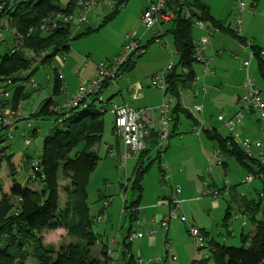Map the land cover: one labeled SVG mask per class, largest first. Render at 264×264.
I'll return each mask as SVG.
<instances>
[{"label":"rangeland","instance_id":"1","mask_svg":"<svg viewBox=\"0 0 264 264\" xmlns=\"http://www.w3.org/2000/svg\"><path fill=\"white\" fill-rule=\"evenodd\" d=\"M69 0H59L62 7H65ZM193 2L194 0H187ZM206 4L209 8V13L213 18L220 22L223 28L229 27L230 23H233L237 14L241 11L242 14L250 10V4L254 0H196ZM145 0H126L122 5H119L117 13L113 15V18L104 22V16H106L113 6H106L98 4V6L90 11L86 18L88 20L86 27H90L92 32L72 40L69 50L61 56L67 57V62L60 63L57 58H52L45 63L34 62L31 64L30 73H33L29 80L32 83L38 85L37 90H32L31 96L21 102L20 111L22 120H17L14 131L12 132V138L7 142L9 145L8 153L13 154L14 170L16 171L15 179L23 183L25 181L26 172L23 171L22 164L24 163V157L29 156L33 161L37 160L38 155L41 152L43 139L46 134L52 133L53 128L63 129V125L53 124L52 119H32L30 116L38 110V106L53 95V82L55 73L58 71L65 80L62 83V92L57 98L63 100L73 94L74 90L84 84L88 83L97 74L98 66L105 64L109 61H114L119 53L122 51L124 43L128 37H134L139 41L143 52L141 57L137 55L133 58V67L127 71H124L128 75V82L133 85H139V94L130 96L127 91H122L125 99H122V95L115 93L111 101H107L110 96V92L115 91L116 87H106L103 91V108L105 113L102 118L104 121V129L101 135V142L96 146L97 155L99 160L94 167L95 169L89 175L87 185V203L90 216L101 218V222H96L93 225V231L99 236L98 242L91 248L90 255L96 259H99V254L103 247H106L108 254L111 252L110 264H125L122 254V242L124 237L127 236V229L131 226L132 232L139 233V238H133L130 241L131 255H141L146 261L150 259H163L165 252L168 259L171 260V256H175L176 262L168 264H188L191 261H201L207 259L208 263L213 264V259L210 258V252L208 249H199L198 245L192 240V237L188 233V226L192 223L201 233L206 231L209 237L216 242L229 247H239L241 245V234H248L253 229L251 219L248 218L245 227H242L240 220H234V216L242 210L241 196L245 193L244 198L248 201L250 207L256 210V217L258 220L264 219V198L259 196L262 191L263 182L260 178H254L251 183H245L244 180L247 177V172L240 166L233 158L226 159L227 169L217 165L215 159L211 158V153L214 147V143L205 138L203 132L200 133V140L196 135L192 134V127L194 120L187 119L184 115H179L178 130L184 135L182 145H177V148H173L169 153L172 155L173 163H189L190 169L184 168L183 174L172 175L169 172L167 182H160L161 178L156 162H151L148 171L141 177L142 197L140 201L141 206H149L151 202H157L158 197H162L157 194H171L173 189L182 188L188 192H193V199L189 201H182L181 212L187 219V223H181L177 220L171 221L166 230L160 228V225L153 223L150 225V219L152 214H158L160 209H153L150 211H144L140 214L139 218L145 219L146 225L144 228L136 225L135 222H130L126 212L123 210V198L124 192L119 185L129 187V183L133 178V165L137 160L117 161L116 155L111 157L107 155V146L115 145V133L113 136V116L111 115L110 106L123 105L127 102L133 108L154 106L158 107L163 100H168L169 96L162 98L163 91L159 88L149 87L152 77H154L159 71L165 69L170 59L174 63H177L178 57L175 55L173 39L171 35L165 34L167 27L157 26L147 30L144 28L142 22L143 10L147 3ZM263 15V16H262ZM243 17V23H241V30L239 37H243L247 40L246 45H242L239 40L232 36V38L226 37L220 33L207 31V25L201 29L198 26L193 25L192 38L196 43H204L208 49L207 55L212 59L210 63V69L215 72L202 73L201 67L197 66L196 75L201 78L196 83L197 88L205 89V99L202 100V96L198 100V104L205 103L206 110L203 113L210 127L215 128L219 132L221 130L224 134L229 132L222 128L221 123L218 121L219 111L224 110L223 113L233 115L236 110L235 100L236 96L243 97L245 95L244 85L247 79H252L253 85L260 88L264 93V77L258 73L257 59L253 58L249 48V44L252 42L259 46V49L264 51V0H260V4L257 10V18L255 21H251L245 24V18ZM83 29V28H82ZM81 30V29H80ZM71 33V38L77 33ZM85 30V29H84ZM160 30V31H159ZM8 31H3L1 35H4V43H1L2 47L0 52L3 51V47L10 45V34ZM160 34L162 36H160ZM212 34H214L212 36ZM160 36V45L155 43L154 38ZM151 39V40H150ZM8 43H7V42ZM167 44H166V43ZM209 43V44H208ZM146 47V48H145ZM169 50L174 54L170 56ZM221 50V56L215 57L216 51ZM60 56V57H61ZM244 61H250V67L248 69V77L245 71L238 67L239 63ZM243 64V63H242ZM34 71V72H33ZM124 80L120 81V87L123 85ZM127 82V83H128ZM220 84V87H218ZM125 87V85H123ZM122 88V87H121ZM124 89V88H122ZM75 91V92H76ZM117 92V91H116ZM132 97V99H131ZM64 101V100H63ZM107 101V102H106ZM62 102V101H61ZM60 102V103H61ZM180 104L188 111L193 112L194 99L191 93V89L184 90L180 93ZM104 103V104H103ZM172 105L176 104L175 98L170 102ZM212 104V106H211ZM99 103H96V107H101ZM195 105V106H196ZM128 106V105H127ZM215 106V108H214ZM209 108V110L207 109ZM246 113H244V116ZM202 120L203 117H201ZM197 117V119H201ZM256 115H246L241 125L236 127V138L240 141H251L253 145L257 140L262 139L259 127L255 124ZM19 123V124H18ZM258 128V129H257ZM35 130V135L29 138V132ZM29 138V140H27ZM202 143V146H201ZM121 145V144H120ZM116 150V147H114ZM121 151L125 152L124 147L121 146ZM254 153L258 151L253 149ZM115 152V151H114ZM155 156V155H154ZM201 157V158H200ZM204 164L202 169L199 168L201 161ZM121 160V159H120ZM167 160V158H166ZM169 165V160H167ZM212 163L211 173L209 171V163ZM148 162L144 163V167ZM199 165V166H198ZM123 166V167H122ZM170 166V165H169ZM198 166V167H197ZM195 167H197L195 169ZM12 169V173L14 171ZM206 170V172H205ZM5 165L2 164L0 169V184L5 185V189L8 190L10 183L12 182L10 175L7 172ZM208 171V172H207ZM167 174V172H166ZM202 174V178L198 177ZM25 176V177H24ZM213 181L216 184L213 186ZM65 182L60 181V188ZM207 184V187L205 185ZM158 185L162 186L163 190H158ZM231 188L230 195L223 194L225 188ZM220 192L218 201L219 205L217 209H213L212 200L203 198L204 201L196 202L197 198L203 195L204 190H217ZM130 190V188H129ZM127 191L124 195L126 200L131 198V192ZM61 192V191H60ZM233 193V194H232ZM61 205L65 201L66 195L63 192L60 194ZM170 196V195H169ZM104 198L106 201L109 199L108 207L103 209ZM180 200V199H179ZM192 200V201H191ZM14 203V200L11 201ZM153 203V204H154ZM139 205V206H140ZM230 206V217L226 220L224 226L223 217L226 208ZM61 207V206H60ZM103 211L101 212V210ZM144 223V224H145ZM147 228V229H146ZM153 231V235L149 236L146 231ZM146 233V234H145ZM41 237L43 246H53L56 251L59 249L61 252L75 243V239L71 238L67 231L61 227L45 228L41 230ZM156 239L155 243L149 245L148 240ZM167 240V244H166ZM128 243V239L126 241ZM205 244V242H204ZM138 253V254H137ZM107 254V255H108ZM130 253H127V258ZM133 256V257H134ZM135 258V257H134ZM68 260V259H67ZM143 260V261H144ZM35 260L27 258L23 264H35ZM162 263V262H161ZM146 264V263H145Z\"/></svg>","mask_w":264,"mask_h":264},{"label":"trees","instance_id":"2","mask_svg":"<svg viewBox=\"0 0 264 264\" xmlns=\"http://www.w3.org/2000/svg\"><path fill=\"white\" fill-rule=\"evenodd\" d=\"M125 1L117 0L111 11L104 16V22L113 18L119 5ZM173 1L177 4L178 11L174 13L173 21L160 27H167L165 34L171 35L174 52L178 57L177 63H174L171 71L165 76L167 87L164 92V98L169 96L168 102L171 108L169 115L177 126L179 115L194 120L179 102L182 91L194 88L192 84L196 75V65L201 67L192 57L196 44L192 38L193 25L195 22H202L210 30L225 33L230 37L235 34L229 27L223 28L221 23L211 16L205 4L196 0L193 2ZM74 4L75 0H69L64 5L65 7L61 6L59 0H0V37L2 38L0 48L1 43L5 42L4 35L2 36L1 33L8 31L10 34V45L3 47V51L0 52V120L6 110L12 112L20 110L21 102L31 96L30 91L33 89H27L25 84L33 74L29 71L31 64L36 63L37 56L44 54L39 63L48 62L55 56L66 53L72 40L92 32L90 27L83 26V29L79 28L80 32L71 38V33L77 30L72 31L69 25L63 23L62 18L75 14ZM185 11L189 14V19H186L183 14ZM48 21L54 22L56 28L51 31H42L41 25L46 26ZM235 37L240 43H247L244 38ZM18 39L20 40L19 48L16 46ZM248 49L253 58L258 61V73L264 77V58L260 55L262 50L254 44H249ZM137 57H141V54ZM133 64L132 58L123 70L132 68ZM7 81H10L9 85L5 84ZM52 82V95L55 97L62 92V84L57 78V71ZM105 86L107 85H104L102 89ZM5 93L8 97H4ZM100 95V92L92 95L77 105L78 107L66 113L55 111L57 104L53 98L46 99L41 106H38V110L30 118L52 119L54 125H63V129L57 130L54 127L52 133L46 134L36 161L29 156L23 158L22 168L26 172L23 183L15 179L13 154L7 152L9 149L7 142L12 138L14 129L8 131L3 122H0V169L4 164L12 180L8 190L5 189L3 183L0 184V264H23L27 258L34 259L35 264L111 263V252L108 254L106 247L101 249L99 259L90 255L91 248L99 239L98 234L93 231V225L101 220L97 221V218L90 216L86 194L87 180L99 160L94 148L101 142L102 129H104L102 116L105 110L101 104L103 101ZM173 98L176 102L174 105L170 103ZM96 103L102 106L96 107ZM34 132L35 130L29 132V138L35 135ZM204 134L210 141L215 142L221 158H233L246 169L247 176L260 178L264 186V164L257 159L249 158L239 144H236L232 138H222L216 129L204 130ZM10 135L11 138H9ZM149 135L151 144H153L152 149L140 153L129 187L121 185L122 192L127 193L129 188L131 192L130 200L125 199V204H123V210L130 222L137 220V210L142 197L141 177L149 167L140 166L142 157L150 152L154 153L155 159L153 160H156L159 166L163 154L154 151L158 142L156 141L157 134L154 133L151 136L152 133H149ZM221 163L225 166L223 161ZM158 168L160 182H165L167 179H162L167 175V171L162 170L161 166ZM60 181L65 182L62 189ZM60 191L66 195L63 206L60 201ZM12 200L14 203H11ZM247 206L250 209V206ZM229 209L228 207L225 212L223 219L225 223L230 217ZM256 210L243 211L247 220L251 219L253 229L248 234H241L239 247L219 244L214 239L208 238V235L202 231L205 244L199 249H208L213 264H264V219L258 220ZM53 227L65 229L76 242L62 252L59 249L56 251L53 246H43L41 230ZM131 228L130 226L127 229V236L121 241V255L126 264H135L136 260L130 255V241L133 239L132 234L135 233ZM127 253H130L128 258ZM208 261L202 259L199 262L192 261L188 264H206Z\"/></svg>","mask_w":264,"mask_h":264},{"label":"built area","instance_id":"3","mask_svg":"<svg viewBox=\"0 0 264 264\" xmlns=\"http://www.w3.org/2000/svg\"><path fill=\"white\" fill-rule=\"evenodd\" d=\"M117 0H75V8L76 12L75 14L67 15L64 18H62L63 23L69 25L71 27L72 31H76L79 28H82L83 26L87 25L88 20L86 18L87 14L95 9L98 4H103L106 6H114V3ZM147 3L146 7L143 10L142 15V22L144 24V28L147 30L152 29V27L157 26L160 28L161 25H166L173 21L174 18V11L171 10L168 6V0H145ZM173 1V0H172ZM174 2V1H173ZM67 4V3H66ZM177 5V4H176ZM186 17V19H189V14L185 11L183 13ZM243 19V14L240 11L233 23H230L229 28L230 30L235 34V36L240 35L241 30V23ZM195 26H198L199 28L203 29L204 25L202 22H195ZM56 28V24L52 21H48L47 25H41L40 29L42 31H51L52 29ZM207 31L210 33L212 30L207 28ZM13 33V32H12ZM14 34V33H13ZM2 38L0 37V40ZM126 42L124 43V46L122 48V51L119 53V56L114 61H109L105 64H102L97 68V74L96 76L91 79L88 83L84 84L83 86L79 87L75 93H73V96L66 99L63 103L57 104L55 111H60L63 113H66L70 111L71 109H74L78 107L81 102L84 100H87L92 95H95L100 92L102 87L104 85H115L116 82L120 78L123 67L136 55L142 54L143 52L142 48L140 47L139 41L135 40L134 37H128ZM20 40H17V45L19 48ZM17 48V49H18ZM207 49V46L204 43H196L194 50H193V59L196 61L197 64L201 65L202 73H207L209 70L210 60L206 55L205 51ZM170 56H172L174 53L169 50L168 51ZM260 55L262 58H264V51L260 52ZM44 54H40V56L36 57V62H41L43 59ZM60 63H64L67 59V57L64 56H55ZM264 60V59H263ZM244 66H247L248 63L244 62ZM174 66V62L172 59H170L169 63L165 67V69L158 72L154 77H152L151 80V87L153 88H159L165 92V89L167 87L166 84V75ZM57 78L59 81H62V75L57 71ZM201 78L199 76H195V79L193 81L192 86L194 87L193 90V96H197L200 92H204L205 89L201 88L197 90L196 83L200 81ZM10 81H7V85H9ZM252 81L248 78L245 87V95L241 98H239V102L244 107L251 109L252 111H255L258 116L259 124L262 127L263 130V138L260 141H256L253 145L248 141H240L233 135L232 139L235 141L236 144L240 145V148L243 149L244 153L249 157L254 159H257V161H260L262 164H264V93L258 88H255L252 86ZM25 87L27 89H38V86L35 83H32L30 80H28L25 84ZM135 89L134 87L132 88ZM133 96V95H132ZM4 97H8V94L5 93ZM101 98V97H100ZM162 104L159 106V129L156 131L157 144L155 146V152H163L165 149V146L168 144L170 137H171V130L170 123L173 121L170 114V105L168 100L161 102ZM111 113L113 114V131L115 135L121 140L124 148H125V154L122 155V159H125L127 156H139L141 152H144L146 150V141L149 137L150 129L153 125V116L154 113L153 108H143V109H133L127 105H112L111 106ZM203 111V106L201 104L196 105L193 109V112H190L192 117L194 118L195 124L192 127V132L199 136L201 132L204 130L210 129V127L206 126L202 120L197 119V117L201 118V113ZM21 111H10L6 110L3 114L2 120L0 122H3V124L7 127L8 131H12L14 127L16 126L17 120L21 118ZM11 138V135L10 137ZM29 140V138H27ZM253 149L257 150V153H254ZM213 157L216 160V163L218 165H222L221 161V153L219 150H214ZM162 167V170L167 171L166 165L160 164ZM166 180V176L163 177L162 180ZM253 176H247L246 180L251 181L253 180ZM126 189V187H125ZM209 196L214 199L218 200L220 192L217 190H207L206 191ZM224 192H229L225 190ZM223 192V194H224ZM181 191L179 188L173 189L170 197H168V200L165 201L169 205V211L166 215L162 217L160 220V228L163 230H167L169 227V223L172 220H177L181 223H187V219L184 215L181 214V207L182 202L178 199V196L180 195ZM126 191H124L122 195L123 198V204H125V195ZM260 196H263L261 194ZM107 202H105L102 206H106ZM122 204V205H123ZM124 206V205H123ZM239 213L234 216L235 220L241 221V226L245 227V224L247 223V217L244 214V212L238 211ZM101 218L97 217V221H100ZM96 221V220H95ZM188 233L192 237V240L195 241V243L198 245L199 248L204 247L205 240L203 239V236L201 232L196 228L193 227V225L188 226ZM149 236L152 235V232L147 233ZM132 237H139V234L133 233ZM166 253V252H165ZM165 256H168L167 253ZM173 260H175V257H172ZM163 259H155L153 260V264H163ZM162 262V263H161ZM135 264H144V261L141 259H136Z\"/></svg>","mask_w":264,"mask_h":264},{"label":"crops","instance_id":"4","mask_svg":"<svg viewBox=\"0 0 264 264\" xmlns=\"http://www.w3.org/2000/svg\"><path fill=\"white\" fill-rule=\"evenodd\" d=\"M187 1V0H186ZM190 2V1H189ZM202 3V2H201ZM204 4V3H203ZM259 4H260V0H254V2L252 3V4H250V10L246 13V15H245V17H244V15H243V17L245 18V24H248V23H250L251 21H255L256 20V18H257V10H258V7H259ZM206 5V4H205ZM207 6V5H206ZM208 7V6H207ZM209 9V8H208ZM212 16V15H211ZM263 16V15H262ZM213 17V16H212ZM242 23H243V19H242ZM160 31V30H159ZM212 32H214V34L215 33H220V32H217V31H214V30H212ZM214 34H212V36L214 35ZM221 34H223V35H226L225 33H221ZM160 36H162L161 34H160ZM160 36H157V37H155L154 38V40H155V43H157V44H159V46L161 47V45H160V43H161V41L159 40L160 38ZM226 37H228V38H232L233 39V37H230L229 35H226ZM243 38V37H242ZM151 40V39H150ZM246 42H247V40L246 39H244ZM166 43V42H165ZM167 44V43H166ZM209 44V43H208ZM252 44H254L255 45V43L254 42H252ZM242 45H246V44H242ZM257 46V45H256ZM141 47V46H140ZM142 48V47H141ZM257 48H259V46H257ZM207 49H208V47H207ZM144 50V49H143ZM205 51H207V50H205ZM142 55V54H141ZM206 55H207V52H206ZM217 56H221V50H218V51H216V54H215V57H217ZM207 57L209 58V60H210V62L212 61V59H210V57L207 55ZM67 60V59H66ZM65 62H67V61H65ZM244 62H247L248 63V65L246 66V68L243 66V64L242 63H244ZM244 62H241V63H239V65H238V67H240V68H242L244 71H245V74H247L248 73V69H249V67H250V61H244ZM65 64V63H64ZM210 65H209V72H212V73H214L215 74V72L213 71V70H211L210 69ZM257 67H258V62H257ZM130 68H127L126 70H123L122 71V73H121V76H120V78H118L119 80L116 82V84L115 85H107V86H105L103 89H102V91H100V93H101V95H100V97H101V100L103 101V91H104V89L106 88V87H108V86H110L109 88H113V87H118V88H116L115 89V91H111L110 93V96L107 98V101H111L112 100V98L114 97V95H115V93H119L120 95H122V99L124 100L125 99V97L123 96V94H122V91H127L129 94H130V96H134V95H138L139 94V91H138V89H140V87H139V85L137 86V85H131L130 84V82H128L129 80L127 79L128 78V75L127 74H125V72L124 71H127V70H129ZM195 71H196V69H195ZM258 71H259V67H258ZM160 72V71H159ZM204 74H206V73H204ZM260 74V73H259ZM62 75V74H61ZM249 75L247 74V77H248ZM63 78H62V81H59L60 83H64L63 81L65 80V77L64 76H62ZM122 80H124V82H123V85H125V87H123V85L121 86L122 88H124V89H122L121 87H120V85H119V83H120V81H122ZM128 82V83H127ZM38 86V85H37ZM252 86H254V85H252ZM135 88L134 90L132 89V88ZM149 87H151V85H149ZM218 87H220V84H219V86ZM255 87V86H254ZM151 88H153V87H151ZM197 90H199V89H201V88H197V87H195ZM258 88V87H257ZM154 89V88H153ZM193 89V88H192ZM258 89H260V88H258ZM75 91L76 90H74V92L73 93H75ZM117 91V92H116ZM73 93H71V94H73ZM191 93H192V96H193V90H191ZM205 91L204 92H200L196 97L195 96H193V99H194V106L193 107H195V105L198 103V100H199V98L202 96V100L203 99H205ZM59 96V95H58ZM72 95H70V96H67V98H64L63 100L65 101L66 99H68L69 97H71ZM51 98H53V101H55L56 102V104H61V103H63L64 101L63 100H59V98H57V96H55V97H51ZM162 98H164V93H163V96H162ZM239 98H241L240 96H236V99H234L235 100V105H236V110L234 111V113H233V115H229L228 113H223L224 112V110H220L219 111V113H220V115L218 116V121L221 123V125H222V128H224V129H226L228 132H229V134L227 135V134H224L221 130H219V132L217 131V133L222 137V138H226V139H228V138H233L232 136L233 135H235V137L237 136V133H235V129H236V127H238L239 125H241L240 123H242V120H243V118L246 116V115H250V116H253V115H256V119H255V124H257V126L259 127V129H258V131L260 132V136H261V138H263V130H262V127H261V125L259 124V121H258V116H257V113L255 112V111H251V109H248V108H246V107H244L243 105H241L240 103H239ZM131 99H132V97H131ZM62 101V102H61ZM106 101V102H107ZM163 101H165V100H163L162 99V102ZM61 102V103H60ZM161 103V102H160ZM162 104V103H161ZM160 104V105H161ZM202 106H203V111H202V115H203V113L205 112V110H206V106H205V103L203 104V103H200ZM109 105H113V103L111 102V104H109ZM123 105H128L129 107H131V108H133L132 106H130L129 104H127V102L125 103H123ZM159 105V106H160ZM199 105V104H198ZM110 106V107H111ZM117 106H119V105H117ZM159 106L158 107H154V106H144V107H139L138 106V108H133V109H136V110H138L139 111V109H143V108H153V109H155L154 110V113L152 114V116H153V125H152V128L150 129V134L152 133V135L151 136H153V134L154 133H156V131L159 129L158 127H160L159 126V111H158V108H159ZM211 106H212V104H211ZM20 108V107H19ZM183 108V107H182ZM214 108H215V106H214ZM184 109V108H183ZM208 110H209V108H207ZM170 110H171V108H170ZM185 110V109H184ZM110 111H111V109H110ZM111 113V112H110ZM244 113H246V115L244 116ZM111 115L113 116V114L111 113ZM201 117H203V119L204 120H202V118H201V120H202V122L206 125V126H208V127H210L209 126V124H208V122H207V120L205 119V117L204 116H201ZM188 119V118H187ZM20 120H22V118L20 119ZM179 120V119H178ZM175 123L176 122H174V121H172L171 123H170V125L168 126V127H170V130H171V137H170V139H168L169 140V142H168V144H167V146H166V148H165V150H164V152H162L163 154L161 155V163L160 164H165L166 165V167H167V175H166V178H167V180L165 181V182H167V181H169V178H168V175H169V172H172V175L173 176H175V174H183V172H184V168L186 169H190V166H189V163L187 162V163H182V164H178V163H173L172 162V155H171V153H169V151H171L173 148H177V145L176 144H178V145H182V142H183V138H184V135L185 134H183L182 132H180L179 130H178V121H177V126H175ZM191 123L193 124V122H192V120H191ZM19 124V123H18ZM211 125V124H210ZM18 126V125H17ZM174 126L176 127V128H174ZM211 129H212V127H210ZM112 129H113V126H112ZM111 129V130H112ZM192 129V128H191ZM215 129V128H214ZM36 132V131H35ZM34 132V133H35ZM112 132H113V136H114V131L112 130ZM191 133L192 134H194L192 131H191ZM203 134H204V131H203ZM195 135V134H194ZM150 136V135H149ZM204 136H205V138L207 137L205 134H204ZM115 137V145L114 146H112V145H108V144H106V143H104V146H107V155H110L111 157H113L114 155H116V160L117 161H126V160H133L132 158H135L136 160H137V162L139 161V156H127L125 159H122V155H124L125 154V152H122L121 151V146L122 147H124L123 146V144H122V142H120L121 140L117 137V136H114ZM196 137H197V139H199V141H201L200 140V135L199 136H197L196 135ZM208 139V138H207ZM151 139L148 137V139L147 140H145L146 141V151H149V150H151L152 149V145L153 144H151V141H150ZM209 140V139H208ZM261 139H259V140H257V141H260ZM244 141H247V140H244ZM213 142V141H212ZM249 142V141H248ZM251 142V141H250ZM214 143V147H213V150H211L212 151V153H211V158L213 159L214 157H213V152H214V150H216V144H215V142H213ZM121 144V145H120ZM98 145V144H97ZM96 145V146H97ZM201 146H202V143H201ZM114 147H116V150L114 149ZM97 147H95L94 148V150H95V152L97 153ZM124 150H125V148H124ZM115 151V152H114ZM166 158H167V160H169V165H167L168 164V162H167V160H166ZM201 158V157H200ZM121 159V160H120ZM153 159H155V156H154V153H152V152H150L148 155H144L143 157H142V160H141V165L140 166H143L144 165V163H146V162H148V164L149 165H151L152 163L151 162H156L157 164H158V162L156 161V160H153ZM226 159L227 158H225V157H223V158H221V161H223V163L225 164V166H222V165H219V167H222L224 170H226L227 169V166H226ZM230 159V158H229ZM228 159V160H229ZM149 160V161H148ZM200 161H201V159H200ZM216 161V160H215ZM137 162H136V164L134 163V165H133V175H134V172H135V166H137ZM150 162V163H149ZM160 162V161H159ZM203 163V161H201V163H200V166H199V168L200 169H202V167H204V164H202ZM209 163V162H208ZM147 164V166H149ZM156 164V165H157ZM159 164V166H161ZM218 165V164H217ZM139 166V167H140ZM159 166H157V168L159 167ZM197 166V167H198ZM123 167V166H122ZM144 167V166H143ZM146 167V166H145ZM150 167V166H149ZM149 167H148V169H149ZM197 167H195V169L197 168ZM211 167H212V163L210 164L209 163V171H210V174H212L211 173ZM245 171H246V169L245 168H243ZM158 170H159V168H158ZM148 171V170H147ZM205 172H206V170H205ZM208 172V171H207ZM247 172V171H246ZM159 175H160V170H159ZM198 175V174H197ZM200 175H202V174H199L198 175V177L201 179L202 178V176H200ZM253 180H251V181H247L246 179L244 180V182L245 183H251ZM215 183H214V181H213V186L215 187ZM120 187H121V185H119ZM205 187H207V184L205 185ZM158 190H163L162 189V186H159L158 185ZM223 188H225V187H223ZM225 190H227V191H229V192H224V194L225 195H230V193L232 192L231 190V188H225ZM224 190V191H225ZM181 191V190H180ZM233 194V193H232ZM261 194H263V196H260ZM157 195H161L162 197L160 198V196L158 197V201L157 202H151V203H147V204H150L149 206H139V208H138V210H137V220H136V222H135V224L136 225H138V226H140V228H144V226L146 225V223H145V219L143 218L142 220H140V218H139V216H140V214H142L144 211L146 212V211H150V210H153V209H160V211H159V213L158 214H152V215H150L151 216V219H150V225L151 224H153V223H157V224H159L160 225V220L162 219V217L164 216V215H166L167 214V212L169 211V205L165 202V201H167L168 200V197H170L169 195H171L170 193L168 194H157ZM193 192H188V191H186V190H184L183 188H182V191H181V193H180V195L178 196V199H180L181 201L180 202H182V201H189V199H193ZM244 195H245V193H243V195L241 196V200H243V202H242V204H241V207L242 208H244V209H242L241 210V212H243V211H245V210H250V211H254L255 209H252L251 207H250V209H249V207L247 206V205H249V203H248V201H246L245 199H243L244 198ZM246 196V195H245ZM259 196L260 197H263L264 198V186H263V188H262V191L259 193ZM209 198L210 196H209V194H207V192L204 190V192H203V195L199 198H197V200H196V202L198 201V202H202V201H204V199L203 198ZM209 199H211V197L209 198ZM212 200V199H211ZM104 201L105 202H109V199H108V201H106V198H104ZM192 201V200H191ZM104 202V203H105ZM211 202H213V209H217L218 208V205H219V202L218 201H216V200H212ZM103 203V204H104ZM154 203V204H153ZM108 204L109 203H107L106 204V206L104 207L103 206V209H106L107 207H108ZM182 204H183V202H182ZM250 206V205H249ZM229 208H230V206H228ZM227 207V208H228ZM227 208H226V210H227ZM103 209L101 210V212L103 211ZM226 210H225V212H226ZM224 212V213H225ZM180 215H182V212H181V214ZM224 216H225V214H224ZM223 219H224V217H223ZM235 220V219H234ZM172 221H174V220H172ZM145 223V224H144ZM171 223V222H170ZM170 223H169V226H170ZM224 224H225V222H224V220H223V224H222V226H224ZM190 225V224H189ZM191 225H193V227H194V225L195 224H191ZM246 226V225H245ZM168 228V227H167ZM147 229V228H146ZM167 231H168V229L165 231V233H167ZM133 232H136V231H133ZM148 232H152V235H153V231H150V230H147L146 231V233H148ZM205 233H206V231H204ZM145 233V234H146ZM139 234V233H138ZM140 235V234H139ZM206 235H208V233H206ZM141 236V235H140ZM139 236V237H140ZM139 237H137V238H139ZM208 238H210L209 237V235H208ZM212 239V238H211ZM155 240L156 239H150V240H148V243H149V245H152V243H151V241L153 242V243H155ZM218 243V242H217ZM166 244H167V240H166ZM220 244V243H219ZM132 253V252H131ZM138 254V253H137ZM166 254V253H165ZM131 255V254H130ZM132 256H134V255H132ZM135 257V259H141V260H144L143 258H142V256L141 255H139L138 254V256H134ZM172 257H175V256H171V260L170 259H168V257L167 256H165L164 257V261H163V264H168V263H173V262H176V258H175V260H173L172 259ZM194 260H196V259H194ZM193 260V261H194ZM192 262V261H191ZM196 262H199V261H196ZM153 264V260L152 259H150L149 261H146V260H144V264ZM126 264V263H125Z\"/></svg>","mask_w":264,"mask_h":264},{"label":"water","instance_id":"5","mask_svg":"<svg viewBox=\"0 0 264 264\" xmlns=\"http://www.w3.org/2000/svg\"><path fill=\"white\" fill-rule=\"evenodd\" d=\"M167 2H168V6H169V8H170L171 10H173L175 13H177V11H178V7H177L176 3L173 2L172 0H168Z\"/></svg>","mask_w":264,"mask_h":264},{"label":"clouds","instance_id":"6","mask_svg":"<svg viewBox=\"0 0 264 264\" xmlns=\"http://www.w3.org/2000/svg\"><path fill=\"white\" fill-rule=\"evenodd\" d=\"M62 84V83H61Z\"/></svg>","mask_w":264,"mask_h":264}]
</instances>
